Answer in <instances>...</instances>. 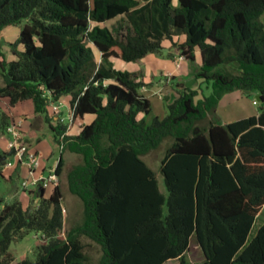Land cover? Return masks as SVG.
Returning a JSON list of instances; mask_svg holds the SVG:
<instances>
[{
    "label": "trees",
    "instance_id": "16d2710c",
    "mask_svg": "<svg viewBox=\"0 0 264 264\" xmlns=\"http://www.w3.org/2000/svg\"><path fill=\"white\" fill-rule=\"evenodd\" d=\"M16 25L15 58L0 51V99L32 101L44 116L61 149L60 182L64 154L79 158L67 185L83 220L66 227L60 182L48 195L30 191L34 209L0 194V264L14 261L12 242L30 231L47 242L35 260L16 264H91L85 249L95 245L98 264H191L195 245L200 264H264V224L249 238L264 209V105L215 120L229 91L264 103V0H0V36ZM165 42L170 58L200 60L195 76L212 91L199 97L183 85L166 116L147 122L143 70L119 69L114 59L137 63L163 54ZM68 95L75 123L94 116L77 134L52 110ZM13 119L0 107V142ZM161 148L162 182L144 157ZM7 155L0 144L3 178Z\"/></svg>",
    "mask_w": 264,
    "mask_h": 264
},
{
    "label": "rangeland",
    "instance_id": "374dc122",
    "mask_svg": "<svg viewBox=\"0 0 264 264\" xmlns=\"http://www.w3.org/2000/svg\"><path fill=\"white\" fill-rule=\"evenodd\" d=\"M7 29H9L8 32H6ZM20 29L21 27L18 25L10 26L4 29L5 34L7 36L6 37L7 39L5 40H7L8 42H6L3 39L0 40V51L3 53L6 52L5 54L7 56L9 54L7 52L9 48L5 49L3 45L4 44L8 45L9 43L15 42L19 36ZM167 53L168 51H163V54H164L163 57L165 58V61H164L165 63H163V67L165 66L166 63L168 64L171 61H173L172 58H170ZM168 57L170 60L167 59ZM176 57L180 58L179 55H177ZM99 60L100 58L98 59V61ZM187 63L189 62L187 61L182 62V65H183L182 68L189 67ZM128 64L127 62L121 61V60L116 62V65L119 68L127 69ZM197 65H198L197 62L190 63L191 76L189 78L182 77L181 79L176 80L170 76L171 77L170 81L166 82V85L162 87L163 95H165L163 96L164 99L163 97H161L159 93L148 94V98L152 102V111L149 115L146 116L147 122H151L155 116H159V117L166 116V114L168 113L167 98L171 101H174V99L176 98L175 95L178 94V90L181 89V86L186 85L191 88H194L195 85H198L197 83L198 78L195 76L196 75L195 68L197 67ZM161 78L163 77L159 76L157 79L161 80ZM179 80H180V83H179ZM3 83H4L3 79H0V85H2ZM201 84L202 85L200 86L201 87L200 92H202V94L209 95L212 91V85H208V83L205 81L202 82ZM255 98H256L255 93H247L240 89H235V90L225 93L219 103V106H218L219 109H217V115H216L215 120L219 122H221L222 120H238V119H242V118H245L251 115L258 114L260 111V106L255 105L253 103ZM6 103H7V106H6ZM0 107L3 109H7V108L10 109V111L13 113V118H14L13 122H19L25 115L27 116L25 119L24 125L22 124V131L25 130V128H29L30 124H35V125L42 124L41 127L38 129L37 135L40 138V140L38 141L36 148L40 149L44 153L42 162L48 164V160H50L49 161L50 166H53L54 164H56V162L61 156V149L59 145L55 142L53 133L51 129L49 128L48 124H46L45 121L42 122V120H44V116L35 113L34 105L32 101H27V102L19 103L15 106H10L6 99L4 100L0 99ZM61 111H60V114L62 115L63 113V116L65 117V118L63 117L65 119L64 122L70 125V123L68 122L69 121V107L62 106ZM200 124L207 125L208 120L207 119L202 120L200 121ZM8 138H9V135L7 134V136H5V138H3L0 142L2 148L5 150L6 153H8V151H7V148L5 147V142L6 144L8 143ZM164 152H165L164 148H161L156 151H152L146 156H144L147 162L150 164V166L157 173L160 172L159 171L160 162L164 156ZM66 155L67 154L65 153L64 158H66ZM8 159L14 160V156L10 155L8 156ZM68 159H72L71 161L73 163L79 161V158L77 156L74 157L71 154L68 155ZM70 166L71 164L65 165L61 182L59 180V182L62 185V190H63V201H62L63 203L62 204L64 206L65 211H67L69 215V219L67 218L66 227H74L76 224L82 222L83 220V203L76 195L70 192L68 185H67V173H68V169L70 168ZM7 171L9 172L12 170L9 169ZM3 173L6 175L5 168H3ZM26 176H27V171L24 173V175L22 174L16 175L15 178L10 181H8L10 179L9 177L3 178L0 176V194L5 195V200L7 203L11 202L15 198H18L25 203L26 207L30 206L31 208V206L34 205V207L31 208V209H34L38 205V200H37V203L33 204V199L34 198L38 199V198L33 197V195L30 192H26L22 190V186H21L22 180ZM50 188L51 187L49 186L45 187V195L49 194ZM262 224H264V209L260 212V214L255 220V223L249 235L250 239L256 234L258 228ZM46 242L47 241L43 238V236H41L36 231H30L24 238L13 241L11 244V252L14 255V261L11 264H16L17 262L25 258L35 260L37 247ZM85 251L89 256L90 263L98 264L99 255H100V252L98 251V246L96 245L94 247L88 246L85 249ZM187 258L189 259L191 264H200L203 256L199 248L195 245L192 247V250L190 252H187ZM165 264H180V260L171 259L167 261Z\"/></svg>",
    "mask_w": 264,
    "mask_h": 264
},
{
    "label": "crops",
    "instance_id": "0c3cea01",
    "mask_svg": "<svg viewBox=\"0 0 264 264\" xmlns=\"http://www.w3.org/2000/svg\"><path fill=\"white\" fill-rule=\"evenodd\" d=\"M8 30L9 29H7L6 32H8ZM6 37L7 36L5 34V31L3 30L2 33H1V36H0V40L1 39L5 40V39H7ZM5 41L8 42L7 40H5ZM3 46H4L5 49H8L9 48L8 51H7L9 53L7 57L10 60L11 59H14L15 57L11 54L10 47H8L7 44H4ZM165 46H166L165 50L168 51V49L171 48L170 47V42H165ZM94 51H95L96 58L98 60L100 58V56H101L100 55V52L97 51L96 49H94ZM4 53H6V52H4ZM163 55L164 54H148L140 62H137V63H135V62H127V64L130 63V64H128L127 69L126 68H119L116 65V62L119 61V60H121V59H114V63H115V66L117 68L123 69V70H129V71L143 70L144 75H145L144 76V81H145L146 85L141 89V92L145 96H147V97H148V94H154V93H159L161 95V97H163L165 95H163V89H162V87L164 85H166V82H169L170 81L171 77L174 78V79H176V80H178V79H181L182 77L189 78L191 76V74H190V62L187 63L189 67L182 68L183 67L182 62H185L187 60H185V59L184 60H181L180 58L175 57V58H172L173 61H171L168 64L166 63L165 66L163 67V63H165L164 62L165 61V58L163 57ZM167 59L170 60L169 57ZM121 61H123V60H121ZM199 62H200V60L198 59L197 60V64H199ZM178 64H179V66H178ZM165 67H167V68H165ZM159 73H160V75H159ZM159 76L160 77L162 76L163 78H161V80L160 79H157ZM179 83H180V80H179ZM197 83H198V85H195L194 86V89H198L199 92H200L201 91V87L200 86L202 85L201 84L202 83V80L201 79H198L197 80ZM201 95H202V92H200V95L199 96H201ZM177 96H178V94L175 95V97H177ZM163 99H164V97H163ZM2 100H4V99H2ZM167 101L168 102H172L168 98H167ZM61 102H62V106L69 107V112H70V110H71V96L70 95L64 96L61 99ZM6 106H7V103H6ZM218 109H219V107H218ZM11 114L13 115L12 112H11ZM26 117L27 116L25 115L20 120V121L23 122L22 123L23 125H24V122H25ZM62 117H64L63 116V113H62ZM93 119H94V116L93 115H88L85 118H83L80 122H76L74 125L71 126L70 133L71 134H77V133H79V131H80L79 125H84V124L90 123ZM44 121L45 120H42V122H44ZM232 121H235V120H222L220 123L221 124H226V123H229V122H232ZM41 125L30 124L29 125V128H25V130H23V131H24V135H25L26 140L29 143H31L32 147L35 150L39 151L44 156L43 151H41L40 149L36 148V145H37L38 141L40 140V138L38 137L37 133H38V129L41 127ZM5 147L7 148L6 142H5ZM66 154H67L66 155V158H65V159H67L66 160V163L67 164L73 163L71 161L72 159H68V155L71 154L74 157H76V155L75 154H72V153H66ZM59 159L56 162V164H54L53 166H50V162H49L50 160H48V164L42 162V165H41V168L40 169H42V171L45 174H48L50 169L55 168L58 165ZM9 169H11L12 171H9L8 172L7 170H9ZM26 171L28 173V168L26 166L24 167L23 165H20V164L19 165H15L13 167H10V168H7L6 169V177L14 176V178H15L16 175H19V174L24 175V173ZM160 174H161L160 172L157 173L158 178L162 182V179H161L162 175H160ZM65 216H66V223H67V218L69 219V215H68L67 211H65ZM68 223H69V221H68Z\"/></svg>",
    "mask_w": 264,
    "mask_h": 264
},
{
    "label": "built area",
    "instance_id": "2783aa9c",
    "mask_svg": "<svg viewBox=\"0 0 264 264\" xmlns=\"http://www.w3.org/2000/svg\"><path fill=\"white\" fill-rule=\"evenodd\" d=\"M181 60H184V57H180ZM179 66V65H178ZM253 103L255 105H260V101L255 98ZM62 102L52 103V110L54 113H60ZM72 109V108H71ZM58 119L59 117L56 116ZM62 120L65 119L62 117ZM70 126L75 124L73 119V112H69V121ZM8 143L7 150L8 154L11 150L14 149L11 155L14 156V160L8 159L4 165V168H10L15 165H25L28 168V173L25 178L22 180V190L26 192L39 190V187L45 189V187H53L59 183V175L57 174V166L49 170L48 174H45L41 168L43 155L35 150L31 143H29L22 131V121L12 122L8 127ZM64 136H61L63 138Z\"/></svg>",
    "mask_w": 264,
    "mask_h": 264
},
{
    "label": "water",
    "instance_id": "95a60500",
    "mask_svg": "<svg viewBox=\"0 0 264 264\" xmlns=\"http://www.w3.org/2000/svg\"><path fill=\"white\" fill-rule=\"evenodd\" d=\"M256 98L260 101V103H261L262 105H264V103L262 102V98H261V95H260V94H256ZM13 151H14V149L11 150V151L9 152L8 155H11V154L13 153ZM4 159H7V156H5ZM42 190H43V188H42V187H39V191L42 192ZM37 200H38V199H34V200H33V204L37 203ZM33 207H34V205L31 206V208H33Z\"/></svg>",
    "mask_w": 264,
    "mask_h": 264
}]
</instances>
